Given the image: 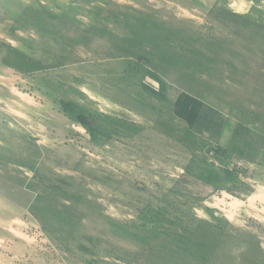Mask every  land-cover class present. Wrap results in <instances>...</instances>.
<instances>
[{"label":"rangeland","instance_id":"rangeland-1","mask_svg":"<svg viewBox=\"0 0 264 264\" xmlns=\"http://www.w3.org/2000/svg\"><path fill=\"white\" fill-rule=\"evenodd\" d=\"M0 264H264V0H0Z\"/></svg>","mask_w":264,"mask_h":264}]
</instances>
